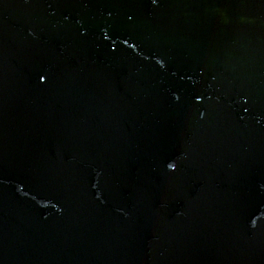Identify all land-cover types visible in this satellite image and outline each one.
<instances>
[{
	"label": "water",
	"instance_id": "1",
	"mask_svg": "<svg viewBox=\"0 0 264 264\" xmlns=\"http://www.w3.org/2000/svg\"><path fill=\"white\" fill-rule=\"evenodd\" d=\"M0 264H264V0H0Z\"/></svg>",
	"mask_w": 264,
	"mask_h": 264
}]
</instances>
